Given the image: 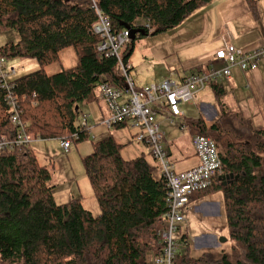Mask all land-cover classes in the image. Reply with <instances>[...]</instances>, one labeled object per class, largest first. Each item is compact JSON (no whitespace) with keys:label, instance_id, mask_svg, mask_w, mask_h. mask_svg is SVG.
Wrapping results in <instances>:
<instances>
[{"label":"trees","instance_id":"16d2710c","mask_svg":"<svg viewBox=\"0 0 264 264\" xmlns=\"http://www.w3.org/2000/svg\"><path fill=\"white\" fill-rule=\"evenodd\" d=\"M96 1L114 31L143 29L141 38L177 28L211 3ZM248 2L257 15L256 2ZM92 6L91 0H0V31L20 35L18 43L0 47V58L32 60L39 66L15 79L10 92L1 89L0 79V137L11 139L19 131L7 100L11 94L21 112L20 120L28 125V135L44 142L71 139L81 144L91 140L93 152L83 164L101 212L94 217L81 199L59 205L54 196L56 186L49 185L55 165L41 164L32 147L1 152L2 264H156L164 248L162 232L169 211V187L164 177L156 178L145 158L125 160L124 146L113 137L95 142L81 128L83 107L100 104L101 84L127 89L118 60L99 51L101 38L93 33L99 19ZM141 21L151 31L136 28ZM135 41L122 52L125 64L130 63ZM66 50L75 52L76 66L49 75L46 69L58 64ZM208 70V66L194 67L188 75ZM208 86L218 97L219 117L213 122L191 118L188 126L192 138L202 136L216 144L225 177L234 176L232 181H216L200 193L203 197L223 193L233 259L224 255L214 260L209 254L192 258L184 237L176 264H264V127L254 128L244 114L228 108L220 99L222 87L213 82ZM76 134L78 140L73 138ZM150 155L156 161L152 152Z\"/></svg>","mask_w":264,"mask_h":264},{"label":"built area","instance_id":"2783aa9c","mask_svg":"<svg viewBox=\"0 0 264 264\" xmlns=\"http://www.w3.org/2000/svg\"><path fill=\"white\" fill-rule=\"evenodd\" d=\"M92 1V8L98 15V23L93 33L101 38L100 53L109 58H116L120 64L127 89L120 91L103 83L99 87V100L104 102L109 110V116L103 121L108 130L125 125L136 131L135 140L139 144L147 145L158 162L162 176L169 187V211L166 215V227L162 232L164 248L156 259V264H176L180 246V231L186 222L185 213L190 198L195 194L210 189L216 181L229 182L234 176L225 177L222 170L216 144L209 138L197 136L193 138L196 155L200 166L187 172L176 173L165 149L166 135L163 132L158 116L165 114L167 120L173 123L172 117H182L181 106L191 103L195 96L204 91L208 84L222 77L230 78L232 70L238 67L242 72L255 70L257 61L264 58V46L253 52H242L232 46H225L215 53L209 70L203 74H190L179 81L165 80L159 84L151 83L138 88L130 74L132 67L123 62L122 52L131 43V29L116 32L110 20L102 14L96 0ZM147 29L150 30L147 25ZM151 31V30H150ZM220 64V69L216 65ZM24 69V68H23ZM19 77V71L6 66V60L0 58L1 89L10 92L13 81ZM11 106L12 122L19 128L17 136L13 138L0 137V153L21 151L25 147H32L35 142H43L28 135V127L20 120L21 112L12 97L7 95ZM90 116H85L81 128L91 136L89 127ZM75 140L79 135L73 136ZM60 146L65 152L72 147L71 139H61Z\"/></svg>","mask_w":264,"mask_h":264},{"label":"rangeland","instance_id":"374dc122","mask_svg":"<svg viewBox=\"0 0 264 264\" xmlns=\"http://www.w3.org/2000/svg\"><path fill=\"white\" fill-rule=\"evenodd\" d=\"M200 20H203L202 17H199V21ZM140 27L147 28V24L141 21L136 26V28ZM202 40L204 41L201 45H199V52L194 51L196 49H193L190 50L188 54H186V52H184V23L173 30L156 36L141 38L140 35H138L135 41V50L130 59V65L133 68L130 74L132 80L136 85H141L143 83L159 84L165 80L179 81L186 74V68L184 67V64L186 63L185 60L191 59L195 55L208 52L211 48V45H213L215 42V40H213L211 37H207V35H205L200 40V42ZM19 41L20 35L17 31H0V47L10 42L18 43ZM195 46H197V43L189 42L186 47L195 48ZM263 63L264 58L259 59L257 61V67ZM76 64L77 56L75 52L72 50H66L61 55V61L58 64L48 67L46 70L49 75H54L62 72L63 70L71 69L75 67ZM6 66L15 68L17 71H19V76L34 72L39 69L36 61L26 59H13L6 61ZM217 68L220 69L219 66H217ZM237 74H239L241 77L238 79H233L232 81L226 77L219 79V85L222 86L226 92L225 95H223L220 99L232 111L241 112L244 114L245 118L250 120L254 128H262L264 127V91L257 92L255 89L252 90V84L246 78V76L249 74L248 72L243 73L240 69H236L233 71L232 78ZM262 83L264 84V79ZM256 85L259 87L261 82H257ZM218 103L219 100L216 93L212 89H207L206 93L195 96L191 103L183 104L181 106L182 110L185 109V119L183 118L178 120L177 123H168L167 125L165 123V118L167 117L161 113L159 114L158 122L161 123L162 130L165 135H167V131L172 130L174 134L182 136L178 142V145L174 149L175 153L174 151L172 153V161L175 162L177 171H180L181 169L179 168V162L177 161L180 160V157L184 152H187V150L192 148V133L188 126L189 119L199 118V116L202 117V114L206 110H213L215 114L218 115L220 113ZM101 104L103 105L102 109L106 107L108 110V107L104 102ZM92 106L95 107L96 105ZM89 109V106L83 107L84 112L88 111ZM85 115L90 116L89 114ZM169 125L172 127H169ZM71 142L72 147L69 152H65L60 146L61 142L56 140L35 142L32 144V147L38 148V158L41 164L49 165V163H53L55 165L56 169L54 172V177L49 183L50 186L57 184L54 189L55 201H57L59 205L64 206L70 204L75 199H81L85 209H91L90 211L93 213L94 217L99 216L101 212L98 202L94 196L90 181L86 176V171L83 164L84 158L93 152V150L90 154H86L85 152V146H92V141L87 140L81 144H75L73 141ZM165 143L166 141L163 145L164 149L167 151ZM141 149L143 150V148H140V150ZM133 150H135L137 153L135 148L128 149L125 151L126 156H132ZM167 152L170 153V150ZM122 155L125 156L123 151ZM149 161L154 169L155 176L158 177V174L162 172L159 164H157V162L152 158H150ZM216 194L217 193L205 197H211ZM220 196L221 195H219V197ZM219 197H217V199L221 198ZM221 206L222 218L217 217L215 219V225L219 228L222 226L225 227L226 225L227 228H225V234L220 235V244H215L214 242L213 246L208 249H204L200 244H198V239L193 240V237H198L201 235L203 233V228L208 223L212 222V219L206 217L205 214L196 211L186 214V222L183 224V231L180 232L181 234H179V237H181L184 233L186 234L187 226L189 228L190 225L192 226L193 232L188 231L189 237L191 239L190 255L192 258L199 259L205 254H209L214 260H220L224 255L230 256V258L233 259V244L230 240L226 212L225 208L223 209L222 203ZM225 239L228 242H224L223 240ZM221 241L225 244H222ZM0 264H2L1 261Z\"/></svg>","mask_w":264,"mask_h":264},{"label":"crops","instance_id":"0c3cea01","mask_svg":"<svg viewBox=\"0 0 264 264\" xmlns=\"http://www.w3.org/2000/svg\"><path fill=\"white\" fill-rule=\"evenodd\" d=\"M254 1L257 4V15H254L252 13L248 0H211V3L209 5L196 12L192 17H190L184 22V52H186V54H188V52L193 49H196L194 51L199 52V45H201L205 39L202 40L201 42L200 40L205 35L215 40V42L213 43V45H211V48L209 49L208 52L195 55L191 59L185 60L186 63L184 64V67L186 68V74L184 75V77H186V75H188L187 72H189L194 67H205V68H207V66L209 67L214 59L215 53L218 50L224 48L225 46H232V47L234 46L236 50L247 53L253 52L257 48L264 46V0H254ZM199 17H202L203 20L199 21ZM189 42H195L197 43V46H195V48L186 47L189 44ZM216 66L221 67L220 64ZM248 73L250 75L248 74L246 78L252 84V90L255 89L257 90V92L258 91L263 92L264 84L262 82L264 79V63L261 64L259 67H256L255 70H252ZM240 77L241 76L237 74L235 77L232 78L231 76V78H227V79L232 81L233 79H238ZM218 82L219 80L213 83L220 86ZM257 82H261V85L259 87H257L258 85H256ZM146 85L148 84L143 83L141 85H136V86L138 88H142ZM207 89H212V87L208 86L204 91L198 93L196 96L202 93H206ZM222 89L224 90V95H225L226 93L225 89L223 87ZM212 90L214 91V89ZM101 103L102 102L100 101V104L96 105L95 107L90 106V109L84 112V115L89 114L91 116L89 120V127L91 128V139L95 142H98L106 139L107 137H113L119 145L124 146L123 153L125 156H123V158L125 160L129 161L137 158H145L147 162L150 164L149 161L150 158L154 160V158L150 155L151 150L147 145L139 144L136 142L135 140L136 131L131 130V128L125 125L124 127L121 128L114 127V129L111 130H108L107 128L104 127L103 121L109 116V112L105 106H104L105 108L102 109L103 105ZM182 112H183L182 117H172L173 123L167 120V118H165L166 120L165 123L167 125L168 123L174 124L177 123L178 120H181L183 118L185 119L186 118L185 109L182 110ZM219 114L216 115L213 110H206L202 114V117L205 118L208 122L211 121L213 122L218 118ZM200 117L201 116H199V118ZM169 127L172 126L169 125ZM166 133L167 135H166L165 145L167 151L170 150L169 155L172 161V153L173 151L175 153L174 149L178 145V142L182 136L174 134L172 130H169ZM191 147L192 148L187 150V152H184L185 155L183 153L180 157V160L177 161L179 162V168L181 169L180 171H177L176 169L177 166H176L175 167L176 172H187L195 168H198L200 166V160L196 155L195 147L193 144V138H192ZM32 148L36 151L38 155L39 154V152L37 151L38 148L37 147L36 148L32 147ZM134 148L136 149L137 153L135 152V150H133L132 156L129 155L126 156L125 151ZM140 148H143V150L142 149L140 150ZM92 150H93L92 146L89 147L85 146L86 154H90ZM172 163L175 166V162L172 161ZM160 177H162V172H160V174H158V177L156 178L160 179ZM56 185L57 184H55L54 186ZM219 195H221L220 196L221 198L219 197ZM216 196L219 197L220 199H217ZM221 203L223 204V209H224L223 193H217L216 195L211 197H203L202 194L198 193L192 196V199L185 213L186 216V214H189L192 211H196L203 213L206 215V217L212 219V222L208 223L203 228V233L201 235H199L198 237H193V240L198 239V244H200L204 249L211 248L214 242L215 244H220L219 243V239L221 238L220 235L225 234V228H227L226 225L225 227L222 226L221 228L215 225L216 222L215 219L217 217L222 218ZM90 210L91 209H89L88 211ZM190 228L187 226L186 234L184 233L180 237V239L182 240V238L187 237L188 240L187 242H189L191 247V239L189 237V232H188V231L193 232L191 225ZM182 231H183V226L180 232ZM221 243L225 244L222 241Z\"/></svg>","mask_w":264,"mask_h":264},{"label":"water","instance_id":"95a60500","mask_svg":"<svg viewBox=\"0 0 264 264\" xmlns=\"http://www.w3.org/2000/svg\"><path fill=\"white\" fill-rule=\"evenodd\" d=\"M140 35V37L145 36L143 29H131V39L134 41L137 36ZM224 242H227V240H223Z\"/></svg>","mask_w":264,"mask_h":264}]
</instances>
